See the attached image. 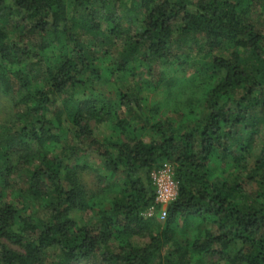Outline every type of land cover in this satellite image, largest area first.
Listing matches in <instances>:
<instances>
[{
    "label": "trees",
    "instance_id": "trees-1",
    "mask_svg": "<svg viewBox=\"0 0 264 264\" xmlns=\"http://www.w3.org/2000/svg\"><path fill=\"white\" fill-rule=\"evenodd\" d=\"M259 8L264 0H0V91H17L22 120L2 143L30 170L28 188L9 197L12 165L0 172V264H207L208 254L264 264ZM139 73L142 83L119 85ZM149 87L161 94L151 105ZM93 117H117L119 133L100 138ZM167 161L179 192L161 221L145 212L151 171ZM102 165L114 178L109 207L81 177ZM233 167L252 170L254 195ZM86 210L93 219L81 223L74 213Z\"/></svg>",
    "mask_w": 264,
    "mask_h": 264
},
{
    "label": "rangeland",
    "instance_id": "rangeland-1",
    "mask_svg": "<svg viewBox=\"0 0 264 264\" xmlns=\"http://www.w3.org/2000/svg\"><path fill=\"white\" fill-rule=\"evenodd\" d=\"M254 16L258 17L260 20V26L264 30V10L262 8H259L255 13ZM175 67V65H174ZM192 71L196 70V67L190 66ZM174 71H176L175 68H172ZM178 74L179 75H185L187 72L183 70L182 67H178ZM140 74V73H139ZM145 73L140 74L136 80L130 81L129 78L123 77L119 81L120 86H126V85H132L134 83L138 84L139 82L142 83L144 81ZM118 84L112 85V87H108L105 91L106 94L109 96H116V87ZM150 89V93L148 95L150 96V105L153 103V101L158 100L161 98L160 91L159 92H154L152 91V88ZM17 91L10 90V91H0V172L4 170V172L8 171L7 166L10 164L12 165V171L10 173H7V176L9 177V185L7 187L8 191V197L9 194L11 193H17V192H22L24 189L28 188L29 185V180H30V170L27 168L28 166L26 165L24 168H20L19 166L16 167V165L20 162V151L19 149H16L14 144H4L2 143L3 139L8 136V134L12 133L16 127L20 124L21 117L17 113V107L15 106V102L17 99ZM179 96H174L172 100L169 101L168 106L173 107L174 105L177 104L179 101ZM198 109L201 110L202 106L198 105ZM53 108V106H52ZM23 109V108H22ZM166 109V108H165ZM170 112V111H169ZM173 113V112H170ZM174 114V113H173ZM49 116H53V111L48 112ZM179 113H176V117H178ZM65 117V116H64ZM102 118H100L101 120ZM117 117L114 118V121H116ZM114 121L112 119L105 118V121H99L98 118L93 117L89 119V122L91 124V127H93L95 134L99 135L100 138L107 137L113 133L118 134V131L114 130ZM67 122V121H66ZM68 125H71L69 122H67ZM259 150V148H258ZM5 151H10V161L6 160L7 158L3 155ZM93 165L95 167L99 166L101 164V160L93 157ZM249 161L254 163V157H250ZM234 172L237 174L240 173L241 177L244 179V181L247 182V191L246 195L247 196H252L254 195V191L259 187L257 180L254 179L252 170L250 169H244V168H234ZM99 173L103 175L101 178L99 176ZM105 173H107V178L105 177ZM81 177L84 183L91 189L95 190L98 192L97 195L101 198V203H104L105 206L109 207L111 205V200L115 195V191L112 188H107L103 190L104 187H107L106 184L109 183L110 181H113V177H110L108 175V172L104 169L103 165L100 168V171L96 170H91V169H84L81 172ZM101 204L97 203L96 208H98ZM146 214V213H145ZM76 218L79 220V222L84 223L86 221L92 220L93 213L91 210H86V211H76L74 213ZM147 215V214H146ZM157 215V214H154ZM153 216V215H152ZM159 220L163 221L162 218L159 217ZM133 240L136 243L139 244H144L147 240L148 237H142L139 235H134ZM5 242L9 244V246H12L17 249H22V247L10 241L9 239H4ZM205 260L207 264H235L228 258H222L219 255H212L208 254L205 255ZM73 264H99L96 259H85V260H80V261H75Z\"/></svg>",
    "mask_w": 264,
    "mask_h": 264
},
{
    "label": "built area",
    "instance_id": "built-area-1",
    "mask_svg": "<svg viewBox=\"0 0 264 264\" xmlns=\"http://www.w3.org/2000/svg\"><path fill=\"white\" fill-rule=\"evenodd\" d=\"M151 176L156 185V199L145 213L149 216L157 214L164 219L169 203L177 197L179 192V180L175 177V166L172 162H164L153 168Z\"/></svg>",
    "mask_w": 264,
    "mask_h": 264
}]
</instances>
